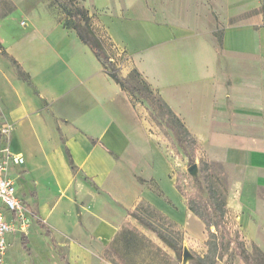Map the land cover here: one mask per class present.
<instances>
[{"label":"crops","instance_id":"obj_1","mask_svg":"<svg viewBox=\"0 0 264 264\" xmlns=\"http://www.w3.org/2000/svg\"><path fill=\"white\" fill-rule=\"evenodd\" d=\"M8 1L12 8L0 12V114L19 127L47 122L55 141L32 151L42 177L32 163L10 170L14 183L21 176L31 181L28 194L15 183L30 213L29 232L33 226L44 231L41 220L50 234L65 240L72 264H181L156 235L141 239L132 231L138 222L131 214L146 205L184 231V250H206V225L189 209L143 111L133 109L95 63L94 52L55 23L43 5ZM78 1L196 139L198 157L210 165L225 195V222L264 252L260 0L221 9V42L211 18L152 10L148 0ZM12 61L27 70L29 87L18 82ZM25 235L11 234L9 251L14 243L24 250Z\"/></svg>","mask_w":264,"mask_h":264},{"label":"rangeland","instance_id":"obj_2","mask_svg":"<svg viewBox=\"0 0 264 264\" xmlns=\"http://www.w3.org/2000/svg\"><path fill=\"white\" fill-rule=\"evenodd\" d=\"M29 1V6H33L34 1L36 4L43 5V8L49 12L55 23L63 26V21L67 18V13L74 10L73 0H31ZM248 3L252 5L253 0H148L147 5L152 10H163L165 12L177 13L178 16H183L190 20H195V18H211L217 26V34L220 36L222 34V24L220 20L221 9L226 8L227 6H237L238 4ZM261 5L264 4V0H260ZM245 3V4H246ZM12 8V5L8 0H0V12L4 13ZM23 24V23H21ZM92 26L94 27L96 34L101 38L103 43V51L107 57H110L114 64L119 70V75L123 78H127L137 89H139L138 96L131 95L129 92L124 91V93L129 98L131 106L133 109L143 111L146 121L152 125L156 131V137L158 140V145L162 150L167 154L169 160L171 161L172 166L174 167V177L177 181V186L186 197L188 202L194 203L198 207L209 204L206 201L209 200V194L207 192L208 183L205 180V165H203L202 160L198 157V152L195 153V163L191 164L189 162L190 156H193L194 152H190L188 155L182 148L178 145L179 137L175 131L170 127V122L164 118V113L160 108L159 103L155 98V94H148L144 89L142 79L134 75V69L128 62V58L125 53H120L113 49L111 42L109 41L108 36L104 31L97 27L96 24L92 21ZM66 29V28H65ZM6 30L2 33L6 34ZM95 63L100 67L101 64L95 59ZM97 66L96 64H93ZM90 65V68L94 66ZM15 71L18 76V82L22 84L23 87H29L31 85L30 77L26 73L27 70L16 64H13ZM97 66V67H98ZM145 97H150L152 100L147 101ZM150 104H154L151 106ZM84 126H89L86 120H82ZM82 121L80 123H82ZM0 122L3 124H9L13 127V131L10 136V149L13 153L18 154L21 151L26 156V165L32 163L37 166L38 177H42L41 174L44 171L43 169L39 170V162L33 153L36 152L37 147L42 146V143L47 145H52L54 141V133L52 126L48 123L40 124H28L25 126L12 125L9 122L4 121L2 114H0ZM57 131L61 132V129L54 125ZM42 131V132H41ZM41 132V133H39ZM37 134H40L37 136ZM41 134L43 136L41 137ZM63 142L65 140L60 138ZM28 143L32 146L29 147ZM29 148V149H28ZM34 149V152H32ZM190 151V150H189ZM37 160V161H36ZM197 166L198 170L196 173L192 174L191 169ZM30 179L25 176L19 178L15 177L16 186H18L21 193L28 194L31 189ZM216 183V181L214 180ZM215 188H218L217 183ZM220 191V190H219ZM134 213L138 215H143L154 225L159 226L166 234L174 236L177 240L178 247L182 245L184 240V231L176 225L169 223L163 218H159L153 214L146 205L140 206ZM133 216V214H131ZM154 215V216H153ZM138 222V221H137ZM227 223V222H226ZM138 228L131 225V229L134 233L139 234L138 237L147 239L155 236V234L150 231L146 226L141 225L139 222L137 224ZM225 229L229 230L230 236L225 232L224 228L216 231L215 228H212V232H217V242L218 250L212 251L211 254L208 253L207 242L204 247L206 250L198 252L197 250H184L179 254V260L181 264H244L242 260L237 256L236 249V236L242 237L240 231L233 223H227ZM35 238V240L31 239ZM38 235V236H37ZM208 238V234H207ZM29 246L31 249V254H27L22 247L14 243L13 247L4 257V261L0 264H72L71 257L69 256L70 252L68 245L65 243V240L60 241L57 237L52 234L47 236L44 231L38 232L35 226L31 227L29 232ZM245 242L246 248L249 252H252V247L247 241L242 237ZM209 240V238H208ZM253 253V252H252ZM254 258L257 259V263H260V259L257 255H254ZM259 260V263H258Z\"/></svg>","mask_w":264,"mask_h":264},{"label":"trees","instance_id":"obj_3","mask_svg":"<svg viewBox=\"0 0 264 264\" xmlns=\"http://www.w3.org/2000/svg\"><path fill=\"white\" fill-rule=\"evenodd\" d=\"M73 4L74 10L69 11L67 13V18L63 21L64 28L73 31L76 36L79 37L81 42L86 45L92 52H94L96 59L101 64V66L104 67L107 76L114 80L116 84L120 86L123 92L126 91L129 92L131 95L138 96L140 92L139 89H137L127 78H122L119 75V70L117 66L114 64L110 57L106 56L105 52L103 51L102 40L96 34V31L92 26V17L90 16L88 10L84 8L78 0H73ZM261 11L264 17V4L262 5ZM219 41H222L221 36H219ZM12 62L18 65L15 61ZM134 75L142 79L144 89L147 91L148 94H155V98L164 113V118H166V120L170 122V127L175 131V133L179 137V147L182 148V150L185 151L188 155L190 154V152H194L193 156L191 155L189 160L191 164H194L196 159L195 153L196 151L198 152L199 149L198 143L194 136L191 135L185 124L179 120V118L172 111V109L166 105L160 95L151 90L148 83L141 77L140 73L137 70H134ZM145 98L147 99V101H151L152 103L150 97ZM150 105L154 106V104ZM202 162L203 165H205L204 177L208 183L207 192L210 196L209 200L206 201V203L209 202V204L204 205L202 207H198L197 205H194V203L188 202V207L206 225L209 238L207 242L208 253L211 254L212 251L216 252L218 250L217 232H212V228L214 227L216 231H219L220 229L224 228L228 236H230V232L224 227L227 224L225 222V217L227 214L225 195L221 191H219V189L215 188V182L214 180H212V177L209 174L210 165L204 160H202ZM133 217L141 225L146 226L150 231H152L169 248L173 249L178 255V258L181 251L182 253H184L183 244L178 247L177 240L174 238L173 234H166L159 226L154 225L143 215L133 213ZM38 225L41 229L45 231V234L47 236H50V230L45 226V224L41 220L38 221ZM236 238L237 256L242 260L244 264H256L257 259L254 258V255H257L259 257V264H264L263 251L259 250L256 245L252 244L251 247L253 253L249 252L242 237L236 236ZM22 244L23 249L27 251L28 254H30L31 249L29 248L28 238L26 235L22 239Z\"/></svg>","mask_w":264,"mask_h":264},{"label":"built area","instance_id":"obj_4","mask_svg":"<svg viewBox=\"0 0 264 264\" xmlns=\"http://www.w3.org/2000/svg\"><path fill=\"white\" fill-rule=\"evenodd\" d=\"M13 127L0 124V262L9 251L8 237L11 234H28L31 219L30 213L16 192L14 180L10 177L11 169L22 167L26 159L15 154L10 149V136ZM5 213L13 215V220H7Z\"/></svg>","mask_w":264,"mask_h":264},{"label":"water","instance_id":"obj_5","mask_svg":"<svg viewBox=\"0 0 264 264\" xmlns=\"http://www.w3.org/2000/svg\"><path fill=\"white\" fill-rule=\"evenodd\" d=\"M197 170H198V168H197V166H195V167H193V168L191 169V173L194 174V173L197 172Z\"/></svg>","mask_w":264,"mask_h":264}]
</instances>
